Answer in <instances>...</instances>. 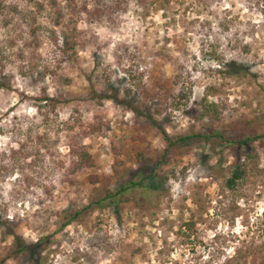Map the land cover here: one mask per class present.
Wrapping results in <instances>:
<instances>
[{
  "label": "rangeland",
  "instance_id": "obj_1",
  "mask_svg": "<svg viewBox=\"0 0 264 264\" xmlns=\"http://www.w3.org/2000/svg\"><path fill=\"white\" fill-rule=\"evenodd\" d=\"M1 1L0 214L27 241L48 237L39 263L264 264V138L235 147L212 135L264 133V0ZM66 35L73 49L64 50ZM104 87L132 88L172 136H212L172 153L166 183L60 229L65 211L117 186L112 138L130 144L120 158L131 170L138 148L166 146L146 116L98 98ZM44 93L71 102L42 109ZM97 117L111 127L84 140L97 165L70 183L71 136ZM237 157L246 174L230 189ZM12 241L0 226V257Z\"/></svg>",
  "mask_w": 264,
  "mask_h": 264
},
{
  "label": "trees",
  "instance_id": "obj_2",
  "mask_svg": "<svg viewBox=\"0 0 264 264\" xmlns=\"http://www.w3.org/2000/svg\"><path fill=\"white\" fill-rule=\"evenodd\" d=\"M2 4L3 3L0 0V15L4 14ZM4 23H8V20H5ZM65 38L64 50L68 48L73 49V36L66 35ZM168 58L170 57L168 56ZM228 72L231 74L234 73V71ZM133 78L134 80H137L139 77L135 76ZM178 78L179 76L175 79V82L178 81ZM88 80L91 82L90 77ZM135 84H137V82ZM6 85L8 86L7 82H0L1 87ZM158 85L161 88H165L163 84L160 83V81H158ZM136 86L140 88L141 84H137ZM109 88L104 87L103 89H100L98 98L115 101L126 106L136 115L146 116L154 125L157 126L158 132L162 136L166 146L162 152H152L149 145L144 148H138L135 153L137 168L135 170H131L130 168L126 167L125 162L120 158L121 155L129 150L130 144L125 141L112 138L108 148L109 153L114 157L112 168L117 177V186L115 188H111L110 186H103L101 189L96 188V197H92L87 205L81 207L73 206L70 210L65 211L63 216L64 219L60 229L65 228L76 220L83 219L92 208H106L116 203L134 200L139 193L141 194L143 188L147 191H151L152 189L156 188L157 183H166L167 175L164 171V165L171 160L172 153H179V151L194 138H210L213 135L224 138V141L227 143V145L229 144L235 147L248 145L264 138V133L255 134L250 130L245 132L242 127H239L240 129L238 128V136L234 138H226V136L218 131L212 133V135L198 131L191 135L172 136L167 132L166 124L163 121L155 119L149 111H143L142 108L135 103L137 97L131 94L132 88H125L124 96H122L120 92L116 90V88ZM92 91L95 92V95L98 92L94 86H92ZM167 91L170 92V90ZM158 95H160V93H158ZM179 95L180 96L178 99H174V107H180L184 101V98H186V94L184 92H180ZM38 100L45 102L44 105H41L39 108L43 109L44 107L51 106L53 110L58 109L61 105H67L71 102L68 97H51L46 93L40 95ZM239 122L240 121H235V123H232V125H234V129H236L235 125H237ZM110 128L109 122H104L102 119L100 120V117H97V120L89 124V126H87L82 133L77 132L71 136L70 142L68 144L70 155V166L68 170L69 174L66 177L68 182L73 183L74 181L72 177L76 176L84 169L94 168L97 165L96 157L91 151L92 145L89 143H84L85 138L107 136ZM135 140L147 142L146 136H139ZM245 174L246 169L244 164L238 160V157L235 158V161L233 162L232 174L226 180L227 187L234 189L244 178ZM90 178L93 184L98 182V177L96 175L91 176ZM149 184L151 185L149 186ZM140 194L139 196H142ZM187 225L194 226V223H187ZM0 226L4 227L6 232L13 236V241L8 247L7 252L2 257H0V264H7L10 261L14 262L15 264H26V262H29V264H40L39 262H41L42 259L41 252L45 245L44 242L48 238L47 236H41L36 241H27L24 235L16 230L18 222L15 220L10 221L7 217L1 214ZM183 230H186V228ZM181 232L186 236H190V234L186 231ZM91 243L93 245H97V242L94 239Z\"/></svg>",
  "mask_w": 264,
  "mask_h": 264
}]
</instances>
